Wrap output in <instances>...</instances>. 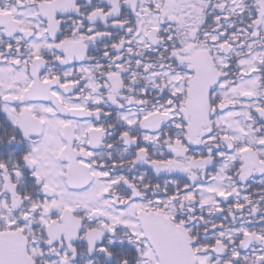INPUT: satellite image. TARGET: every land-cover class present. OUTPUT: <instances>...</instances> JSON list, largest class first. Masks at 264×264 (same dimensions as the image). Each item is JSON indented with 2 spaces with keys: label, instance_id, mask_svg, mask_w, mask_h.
<instances>
[{
  "label": "snow or ice",
  "instance_id": "obj_1",
  "mask_svg": "<svg viewBox=\"0 0 264 264\" xmlns=\"http://www.w3.org/2000/svg\"><path fill=\"white\" fill-rule=\"evenodd\" d=\"M0 264H264V0H0Z\"/></svg>",
  "mask_w": 264,
  "mask_h": 264
}]
</instances>
